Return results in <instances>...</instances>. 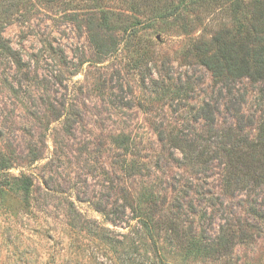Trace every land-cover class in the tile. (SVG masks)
I'll list each match as a JSON object with an SVG mask.
<instances>
[{
	"label": "rangeland",
	"instance_id": "374dc122",
	"mask_svg": "<svg viewBox=\"0 0 264 264\" xmlns=\"http://www.w3.org/2000/svg\"><path fill=\"white\" fill-rule=\"evenodd\" d=\"M252 1L0 0L16 52L0 44V264H264V221L223 192L222 160L188 163L165 139L204 144L205 104L217 132L257 136L264 79L222 83L202 63ZM226 216L253 238L214 255Z\"/></svg>",
	"mask_w": 264,
	"mask_h": 264
},
{
	"label": "trees",
	"instance_id": "16d2710c",
	"mask_svg": "<svg viewBox=\"0 0 264 264\" xmlns=\"http://www.w3.org/2000/svg\"><path fill=\"white\" fill-rule=\"evenodd\" d=\"M234 1L236 8L244 4V0ZM251 3L253 7H257L253 9L251 24L247 27L240 24L234 33L225 29L215 33L212 39L214 49L202 58L203 65L222 83L243 77L252 81L264 79V0H253ZM104 19L108 20L107 17ZM107 20L103 25L110 27ZM0 44L8 54H16L2 38ZM201 111V118L208 131V136L203 138L204 144H198L197 139L201 137L199 135L194 138L165 137L166 141L173 143L172 145L184 153L183 157L189 159L188 163L204 165L213 159L222 160L223 192L232 197L235 192L243 191L250 198L248 213L253 219L264 221V122L259 124L255 139L250 140L241 125L234 128L229 126L220 133L217 132L213 128L215 120L209 104L202 106ZM159 135L160 139H164L161 133ZM211 146L214 149H210ZM21 181L22 187L28 190V178H21ZM255 195H260L259 200L254 199ZM163 221L171 234L176 233V236H179V221L175 214ZM144 226L150 229L151 224L147 219ZM231 226L229 217H224L223 224L219 225L218 234L211 243L212 254H230L236 243H248L253 238L247 226H255L249 220H245L243 225L240 224L238 230L232 229Z\"/></svg>",
	"mask_w": 264,
	"mask_h": 264
}]
</instances>
